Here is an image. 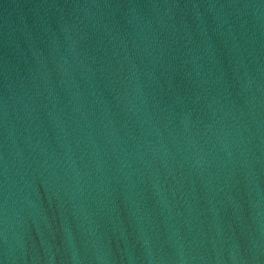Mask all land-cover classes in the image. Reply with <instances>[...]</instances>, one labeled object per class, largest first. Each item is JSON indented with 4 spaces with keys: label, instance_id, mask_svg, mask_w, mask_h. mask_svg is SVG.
Segmentation results:
<instances>
[{
    "label": "water",
    "instance_id": "95a60500",
    "mask_svg": "<svg viewBox=\"0 0 264 264\" xmlns=\"http://www.w3.org/2000/svg\"><path fill=\"white\" fill-rule=\"evenodd\" d=\"M0 264H264V0H0Z\"/></svg>",
    "mask_w": 264,
    "mask_h": 264
}]
</instances>
